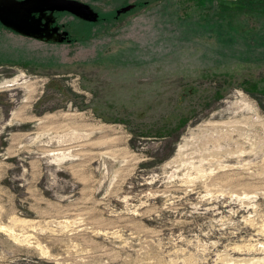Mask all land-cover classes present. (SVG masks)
I'll use <instances>...</instances> for the list:
<instances>
[{
    "label": "rangeland",
    "instance_id": "obj_1",
    "mask_svg": "<svg viewBox=\"0 0 264 264\" xmlns=\"http://www.w3.org/2000/svg\"><path fill=\"white\" fill-rule=\"evenodd\" d=\"M83 1L2 39L0 264H264V0Z\"/></svg>",
    "mask_w": 264,
    "mask_h": 264
},
{
    "label": "flooded vegetation",
    "instance_id": "obj_2",
    "mask_svg": "<svg viewBox=\"0 0 264 264\" xmlns=\"http://www.w3.org/2000/svg\"><path fill=\"white\" fill-rule=\"evenodd\" d=\"M52 0H0V15L5 12H11L5 18V22L10 25L6 26L0 21V26L5 30L10 31L22 38L29 39L35 42H59L61 40L69 41L63 33H66L62 24L58 22L59 14H65L75 17L67 11L51 10ZM88 6L93 13L92 6L83 0H69ZM97 15L96 21L99 19ZM12 15V16H11ZM92 16V15H89ZM76 19H79L75 17ZM83 20V19H79ZM84 21V20H83ZM86 21V20H85ZM24 31L31 35L30 37L23 36L16 31Z\"/></svg>",
    "mask_w": 264,
    "mask_h": 264
},
{
    "label": "water",
    "instance_id": "obj_3",
    "mask_svg": "<svg viewBox=\"0 0 264 264\" xmlns=\"http://www.w3.org/2000/svg\"><path fill=\"white\" fill-rule=\"evenodd\" d=\"M51 5H52V7H50L51 10L67 11L79 19H83L89 22H94L97 19V15L93 13L92 10L88 6L81 4V3H77V2L69 1V0H52ZM9 14H11V12L7 13L4 11V13L0 15V21L8 27H10V25H8V23L5 22L4 20L5 18H7V15ZM2 15L5 18H3ZM89 15H92V16H89ZM16 32L23 36H27V37L31 36L25 33L24 31L18 30ZM64 35L66 36V33Z\"/></svg>",
    "mask_w": 264,
    "mask_h": 264
},
{
    "label": "crops",
    "instance_id": "obj_4",
    "mask_svg": "<svg viewBox=\"0 0 264 264\" xmlns=\"http://www.w3.org/2000/svg\"><path fill=\"white\" fill-rule=\"evenodd\" d=\"M0 29H1V31H3L5 34L3 35V36H0V59H13V58H15L14 56H15V54L14 53H12V57H10V55H8L9 53H11V52H17L16 51V49L18 48L17 47V45L14 43V41L12 40V41H10L11 43H9L7 40H6V42H4V46L2 45V39H6V37L9 35V36H12V38H14L15 36L17 37V38H19V39H21V40H23V41H26V42H32V43H36V42H34V41H31V40H29V39H25V38H22V37H20V36H18V35H16V34H14V33H11L10 31H8V30H5L4 28H2L1 26H0ZM36 44H38V43H36ZM22 45H24L23 43H22ZM28 45V44H27ZM38 45H40V44H38ZM3 49V50H2ZM19 50V49H18ZM20 54L22 53V50H20V52H19ZM14 55V56H13ZM17 57V56H16Z\"/></svg>",
    "mask_w": 264,
    "mask_h": 264
},
{
    "label": "bare ground",
    "instance_id": "obj_5",
    "mask_svg": "<svg viewBox=\"0 0 264 264\" xmlns=\"http://www.w3.org/2000/svg\"><path fill=\"white\" fill-rule=\"evenodd\" d=\"M16 79H17V78H16ZM16 79H15L14 81H10L9 83L17 81ZM230 127H231V126H230Z\"/></svg>",
    "mask_w": 264,
    "mask_h": 264
}]
</instances>
